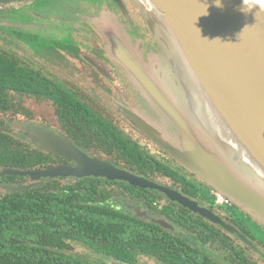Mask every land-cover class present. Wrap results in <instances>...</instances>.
I'll list each match as a JSON object with an SVG mask.
<instances>
[{
	"label": "water",
	"instance_id": "95a60500",
	"mask_svg": "<svg viewBox=\"0 0 264 264\" xmlns=\"http://www.w3.org/2000/svg\"><path fill=\"white\" fill-rule=\"evenodd\" d=\"M135 1L161 41L169 45V40L176 50L173 54L166 51L154 68L114 11L103 9L87 18L106 38L109 55L151 104V118L129 112L134 124L212 187L220 199L234 202L264 223V13L245 15L239 11L242 0H220L221 6L216 0H148L151 7L147 0ZM170 56L174 57L171 61ZM216 113L224 122L227 139L211 127V116ZM30 134L37 145L76 161L77 166L3 167L0 176H30L33 181L94 176L126 181L162 192L229 231L236 230L180 191L92 157L65 136L34 125ZM36 184H2L1 188L22 191ZM155 222L172 228L165 220Z\"/></svg>",
	"mask_w": 264,
	"mask_h": 264
},
{
	"label": "flooded vegetation",
	"instance_id": "af4514ba",
	"mask_svg": "<svg viewBox=\"0 0 264 264\" xmlns=\"http://www.w3.org/2000/svg\"><path fill=\"white\" fill-rule=\"evenodd\" d=\"M101 1L104 6L100 8L114 11L135 40L153 35L136 1ZM41 2L47 0H28L19 8L18 15L0 14V20L6 22L0 24V56L7 63L25 70L18 75L20 78L35 80L37 84L34 88L25 81L20 89L10 86L2 89L0 134L6 133L16 143L23 144L25 155L27 149H32L49 161L42 167L24 169L1 165L0 168L32 170L59 164L77 166L76 161L37 145L30 134V126L52 131L69 138L92 157L110 161L180 191L200 206L212 210L236 230L230 232L222 224L203 217L157 190L142 189L128 185L126 181L105 177H85L97 182L99 194L95 198L106 196L108 207L176 233L189 242L194 252L207 254L216 264H264V240L254 234L252 228L256 224L264 234V225L234 202L220 199L212 187L177 163L135 125L129 112H139L131 104L136 87L109 55L105 41L87 33V29L95 30L91 23L70 20V4L66 5L68 18H62L56 24V18L53 22L48 21L49 16L41 12L43 8L35 9ZM71 10L75 12L74 8ZM80 33L85 36L83 42L79 39ZM52 179L64 178L33 181L30 176H0V196L14 192L4 190L2 184L37 182L39 185ZM78 179L70 177V181ZM155 219L165 220L172 228L158 224ZM151 260L157 262L154 258Z\"/></svg>",
	"mask_w": 264,
	"mask_h": 264
},
{
	"label": "trees",
	"instance_id": "16d2710c",
	"mask_svg": "<svg viewBox=\"0 0 264 264\" xmlns=\"http://www.w3.org/2000/svg\"><path fill=\"white\" fill-rule=\"evenodd\" d=\"M25 3L28 0H0V14L18 15ZM24 71L0 56V97L5 86L17 90L25 81L37 88L35 80L18 76ZM48 161L32 149L25 155L23 144L0 134V166L28 169ZM96 184L85 177L52 179L0 196V264H102L92 253L130 264L143 257L161 264H216L176 233L108 207L106 196L97 200Z\"/></svg>",
	"mask_w": 264,
	"mask_h": 264
},
{
	"label": "rangeland",
	"instance_id": "374dc122",
	"mask_svg": "<svg viewBox=\"0 0 264 264\" xmlns=\"http://www.w3.org/2000/svg\"><path fill=\"white\" fill-rule=\"evenodd\" d=\"M133 1L135 2V0H133ZM88 2H91V3H88ZM67 4H70V20H72V18H73L75 23H79L81 21L82 22L86 21V24H90L91 23L95 30L90 31L89 29H87V33L91 34L92 36L96 35V36L100 37V39L104 40L105 43H106L105 47L107 49L108 42H107L106 38L102 35L100 30L97 28V26L92 23L91 19L90 18L87 19L88 17L96 16L101 10L105 9V8H102V9L100 8V7L104 6V5H102V1L101 0H86V1L85 0H47L46 3L41 2L38 5H36L35 9L41 10L43 8V10L41 12L43 14L49 16L48 21H52L53 22L54 19L56 18V24H58V23H60L62 18L63 19H67L68 18V9L66 8ZM136 5H137V3H136ZM92 7H94V8H92ZM71 8H74V10L77 13V15H76L75 12H73L71 10ZM140 10H141V8H140ZM142 16H143L145 22L148 24V27L152 31L153 35H148L147 38H146V35H145L144 38L137 39V40H135L134 38H132V39H133L134 43H136V44L141 46V48L144 51L145 61L147 63H149L154 68V66L158 63L157 61L159 59H162L165 56L166 51L168 52V50H170L171 54H173V51L176 52V50L173 49V46H172V44H171V42L169 40H168L169 45L166 44V43H163L161 41L160 37H159L160 34L158 35L157 33H155L153 31L152 27L148 23V20L146 19V17H145L143 12H142ZM117 17L119 18L118 15H117ZM119 20H120V18H119ZM96 24L99 26V28L101 30L104 29V27L102 25H100V23L96 22ZM85 27L86 26H84V28ZM125 28H126V25H125ZM70 34H71V31H70ZM146 34H148V33H146ZM79 35H81L80 38H79L80 41L83 42V40H84L83 37H85V36L82 33H80ZM131 37H132V35H131ZM162 37L165 40H167L164 35ZM148 44L151 46L150 49H148ZM171 59H174V57L170 56V61H171ZM176 61H180L181 62V60H179L178 58H176ZM133 92H134V99L131 100L132 106H134L136 109H138L139 112H141L142 114L146 115L147 117H149V118L153 117V113H152V110H151V104H150L149 100L144 96V94H142V92L139 90V88L135 89V91L133 90ZM218 134L221 137H223V138L225 137L221 133H218ZM194 176L197 177L196 174H194ZM198 179L201 180L200 178H198ZM252 217L254 219H256L254 216H252ZM256 220H257V222H259L262 225H264V223L261 222L260 220H258V219H256ZM246 221L248 222L249 219H247ZM248 224H249V222H248ZM254 225L256 227L251 225L253 230H254V234L258 235L261 238V240H264V234L262 233L261 227H259L256 224H254ZM230 236L233 237L231 234H230ZM76 251L79 252V253H85L86 252L85 249L80 248V247H76ZM251 254L252 255H256V254H254L252 252H251ZM93 255H97L98 257L95 260L97 262H99V263H102V264H125V263H120L119 261H115L111 257H106V255H103V254H99V253L90 254V256H92L94 258L95 256H93ZM156 263L157 262L154 263L153 260H151V259H149L147 257H143L142 260L138 264H156Z\"/></svg>",
	"mask_w": 264,
	"mask_h": 264
},
{
	"label": "clouds",
	"instance_id": "9594fccd",
	"mask_svg": "<svg viewBox=\"0 0 264 264\" xmlns=\"http://www.w3.org/2000/svg\"><path fill=\"white\" fill-rule=\"evenodd\" d=\"M216 4L217 6H221L220 0H216ZM239 11H241L245 15L250 14V13L254 15L264 13V0H242ZM217 39L221 41L219 38ZM223 43H226V42H223ZM227 43H231V42H227Z\"/></svg>",
	"mask_w": 264,
	"mask_h": 264
},
{
	"label": "bare ground",
	"instance_id": "6f19581e",
	"mask_svg": "<svg viewBox=\"0 0 264 264\" xmlns=\"http://www.w3.org/2000/svg\"><path fill=\"white\" fill-rule=\"evenodd\" d=\"M147 3L149 5V7H151V3L147 0ZM198 91H202V90H198ZM202 93V92H201ZM203 94V93H202ZM204 97H207V96H204ZM213 110V109H212ZM214 112V111H213ZM215 113V112H214ZM211 127L213 129H215L217 131V133H222V135H226L225 134V126H224V122L222 121V118L218 115V113H216L215 115H212L211 116ZM220 131V132H219ZM227 135H229L227 133ZM224 139H227L224 137ZM239 151H241V149H239ZM241 153L243 154V152L241 151ZM244 155V154H243ZM256 169H258L261 173L262 171L256 166Z\"/></svg>",
	"mask_w": 264,
	"mask_h": 264
}]
</instances>
